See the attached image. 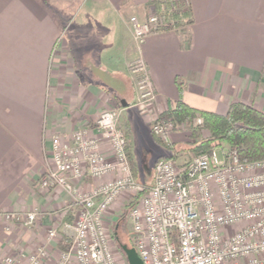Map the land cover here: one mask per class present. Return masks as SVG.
<instances>
[{"label": "crops", "instance_id": "obj_1", "mask_svg": "<svg viewBox=\"0 0 264 264\" xmlns=\"http://www.w3.org/2000/svg\"><path fill=\"white\" fill-rule=\"evenodd\" d=\"M155 1L0 0V212H38L32 226L0 216V264L39 246L54 264L61 242L71 241L65 223L75 218L76 196L100 182L86 175L75 192L40 188L54 137L69 141L80 128L99 136L100 114L118 108L135 177L151 184L156 161L171 154L156 144L151 122L178 100L217 113L236 101L264 110V0H189L192 24L153 32L138 46L130 18H146ZM139 56L156 91L147 106L130 68ZM136 134L151 144L144 155Z\"/></svg>", "mask_w": 264, "mask_h": 264}, {"label": "built area", "instance_id": "obj_2", "mask_svg": "<svg viewBox=\"0 0 264 264\" xmlns=\"http://www.w3.org/2000/svg\"><path fill=\"white\" fill-rule=\"evenodd\" d=\"M130 21L138 46L161 30L155 12L143 19L132 16ZM130 68L139 100L147 106L156 91L144 58H136ZM120 116L118 108L104 110L95 122L99 136L90 137L86 128H80L69 141L60 136L52 140L49 165L37 181L40 188L75 192L77 179L88 175L100 180L76 196L75 218L65 223L70 245L54 264H118L103 218L126 192L140 194L130 218L132 241L144 264H264V158L242 160L236 150L222 146L220 155L216 147L183 161L163 156L155 163L152 183L145 186L132 172ZM172 126L156 118L152 128L170 143ZM0 216L9 223L32 226L38 212ZM56 235V229L49 231L50 237ZM49 257L47 248L39 246L23 258L7 255L4 264H45Z\"/></svg>", "mask_w": 264, "mask_h": 264}, {"label": "trees", "instance_id": "obj_3", "mask_svg": "<svg viewBox=\"0 0 264 264\" xmlns=\"http://www.w3.org/2000/svg\"><path fill=\"white\" fill-rule=\"evenodd\" d=\"M152 7L161 18V30L179 28L194 22L193 9L189 0H158L152 2ZM179 84L182 90L181 82ZM198 118L202 120L200 123H197ZM157 119L166 120L174 127L185 124L194 138L190 148L194 155L212 153L216 147L225 142L227 147L238 152L242 160L264 158V110L253 104L236 101L230 104L226 113H217L192 107L180 99L174 106L161 112ZM205 129L208 130V135L203 133ZM124 134L129 152L130 136L127 132ZM155 137L158 142L165 144L161 138L156 135ZM166 145L173 149L168 157L178 159V150L174 144L170 142ZM129 156L131 159L130 153ZM139 196L140 194L136 196V199ZM136 199L131 201L128 209ZM115 235L119 238L116 231ZM63 241L61 242L64 244L63 249H67L70 240L64 238ZM121 244L135 246L131 239L129 243Z\"/></svg>", "mask_w": 264, "mask_h": 264}, {"label": "rangeland", "instance_id": "obj_4", "mask_svg": "<svg viewBox=\"0 0 264 264\" xmlns=\"http://www.w3.org/2000/svg\"><path fill=\"white\" fill-rule=\"evenodd\" d=\"M154 8L152 7L151 9H148L146 12V16L154 13ZM139 17V16H138ZM156 119V118H155ZM154 119V120H155ZM154 120L151 122V131L153 132V122ZM120 121L119 120V125H120ZM198 123V122H197ZM122 130H127V128L125 126H121ZM139 131V130H138ZM177 133V135L179 136V140L172 142L174 144V146L176 147V149L178 150V160L179 161H183L186 160L187 158H190L191 156L194 155V152L190 151L191 146L193 145L194 142V138L191 136V132L186 128L185 124H180L177 127L172 126L171 130H170V139L171 136H173V134ZM203 133L205 135H208L209 132L207 129H205L203 131ZM135 143H136V150L138 152V154H142L144 155L146 151L151 150V144L148 142V140L146 139V137L141 138V136H138L137 134L133 136ZM156 144L163 146L165 148H169L166 143H160L158 141H155ZM219 146H222L223 148H227V144L224 142L222 144H220ZM170 151H172L173 149H170ZM220 151L221 148L218 147L216 149V152L218 155H220ZM150 161H147L146 163L149 164ZM144 165V162L142 161V166ZM131 168H132V172L134 174V167L133 164L131 162ZM148 168H150L148 166ZM146 170V166H143V172ZM142 172V173H143ZM144 174V173H143ZM142 174V175H143ZM117 174H113L112 177H115ZM135 176V174H134ZM143 178V177H142ZM138 180L144 184L145 186H149L150 183L146 180L141 179V177H138ZM83 192H87L86 190H84ZM128 194V198L123 202V204H121V207L119 208L118 206H115V203L117 201V199L110 205V207L107 209V211L104 214V226L105 229L107 231L108 234V238H109V243L111 246V249L116 257V260L118 262V264H129L128 260H127V256L126 253L124 252V250L121 247V243H129L130 239L132 240V222H131V218H130V208L128 209L129 204L131 203V201H133L134 199H136V196H133V192H126ZM115 206V207H114ZM118 210H115V209ZM114 212H111L113 211ZM3 220H5L3 218ZM6 221V220H5ZM4 221V222H5ZM117 223L119 225H117ZM115 231L117 232L119 238L115 237Z\"/></svg>", "mask_w": 264, "mask_h": 264}, {"label": "water", "instance_id": "obj_5", "mask_svg": "<svg viewBox=\"0 0 264 264\" xmlns=\"http://www.w3.org/2000/svg\"><path fill=\"white\" fill-rule=\"evenodd\" d=\"M121 247L126 253L129 264H144L135 246L129 247L127 244H122Z\"/></svg>", "mask_w": 264, "mask_h": 264}]
</instances>
